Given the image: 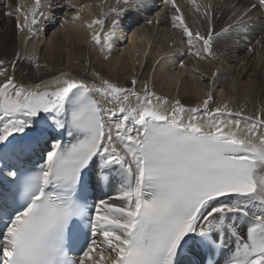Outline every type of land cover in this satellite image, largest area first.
<instances>
[{"label": "snow or ice", "instance_id": "6c2138e0", "mask_svg": "<svg viewBox=\"0 0 264 264\" xmlns=\"http://www.w3.org/2000/svg\"><path fill=\"white\" fill-rule=\"evenodd\" d=\"M161 4L145 23L163 18L173 43L186 45L182 55L198 62L222 60L238 38L248 52L249 36L264 48V0ZM54 6L72 12L62 26L89 30L104 61L123 20L155 8L103 0L85 21L92 4L50 0L48 15ZM43 7L32 0L4 12L26 36L22 51L0 59V264H264V109L249 116L212 107L219 68L195 106L160 95L152 83L159 60L149 79L133 72L129 86L90 65L82 75L17 80L21 61L41 69L28 44L45 32ZM26 151L40 160L18 171L10 161Z\"/></svg>", "mask_w": 264, "mask_h": 264}, {"label": "bare ground", "instance_id": "6f19581e", "mask_svg": "<svg viewBox=\"0 0 264 264\" xmlns=\"http://www.w3.org/2000/svg\"><path fill=\"white\" fill-rule=\"evenodd\" d=\"M49 2L50 0L43 7L46 13ZM51 2L58 5L61 0ZM102 2L103 0H73L77 6L93 5V9L85 8L81 14L85 21L94 18L93 12H100L95 6ZM108 2L114 3V0ZM180 2L182 0H178V3ZM17 3L23 7L30 5L32 0H0V59L6 61L11 60L17 51L24 49L26 33H19L15 19L4 14L8 9L14 10ZM60 10H66L67 16L71 17L72 12L66 7L54 6L50 15L53 21L43 20L45 32L40 34L39 39L33 38L28 44V51H32V45L37 46L41 69L37 71L27 61H21L15 73L17 80L39 82L50 79L60 71H72L74 74L82 75L84 67L90 65L102 70L106 76L129 86L133 72L141 81L149 79L154 62L159 60L152 83L160 95L171 100L179 98L186 105L195 106L201 103L208 90V82L212 79L211 73L219 68L214 88L215 102L212 107L227 103L234 111L242 109L244 114L249 116L256 114L259 109H264V48L255 44L253 36L248 40L252 41L254 52L247 51L248 41L238 38V43L235 40L230 41L226 48L221 49L224 52L222 60L215 63L198 62L192 56L182 55L186 45H181L178 39L173 43L175 34L170 30L169 23L162 18L160 25L149 26L143 20L153 19L155 11H141L130 14L131 20L126 21L128 23L122 22L125 27L122 29L121 25L113 44L117 50L115 48L111 52L110 60L104 61L97 47L89 43L90 32L87 28L79 24L62 26L66 15H62ZM108 23L110 24V21ZM189 23H193V18L189 19ZM94 27L97 30L99 28ZM128 31L131 35L126 39L125 34ZM181 60L186 65L184 69L179 66ZM233 81L237 82L235 88ZM139 88L138 85L137 90ZM0 177H4L3 174H0ZM103 191L114 194V189L110 187L104 188Z\"/></svg>", "mask_w": 264, "mask_h": 264}, {"label": "rangeland", "instance_id": "374dc122", "mask_svg": "<svg viewBox=\"0 0 264 264\" xmlns=\"http://www.w3.org/2000/svg\"><path fill=\"white\" fill-rule=\"evenodd\" d=\"M65 14H67V12H65ZM115 48H116V46H113V49H112V51H114L115 50ZM97 50H98V48H97ZM116 50H117V48H116ZM99 51V50H98ZM175 68L177 67V66H174ZM179 67V66H178ZM184 69V68H183Z\"/></svg>", "mask_w": 264, "mask_h": 264}]
</instances>
